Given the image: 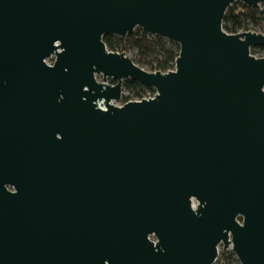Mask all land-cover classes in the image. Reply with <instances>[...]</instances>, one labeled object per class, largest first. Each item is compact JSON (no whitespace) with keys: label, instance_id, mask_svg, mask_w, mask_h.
I'll return each instance as SVG.
<instances>
[{"label":"water","instance_id":"95a60500","mask_svg":"<svg viewBox=\"0 0 264 264\" xmlns=\"http://www.w3.org/2000/svg\"><path fill=\"white\" fill-rule=\"evenodd\" d=\"M236 1L264 18V0H0V264H213L220 245L264 264V31L223 29ZM136 27L178 43L172 69L103 41ZM126 78L153 95L116 104Z\"/></svg>","mask_w":264,"mask_h":264},{"label":"trees","instance_id":"16d2710c","mask_svg":"<svg viewBox=\"0 0 264 264\" xmlns=\"http://www.w3.org/2000/svg\"><path fill=\"white\" fill-rule=\"evenodd\" d=\"M222 27L229 33H235L241 30L264 31V18L259 10L252 6L243 4L239 1L232 3L226 10ZM103 41L107 47L116 51H131V59L138 65H147L152 71H167L174 67V61L178 55L179 45L177 42L155 35L136 27L132 32L125 36L114 34H105ZM264 49V46H256ZM253 52V51H252ZM123 101L142 98L148 93H154V89L144 86L136 80L126 78L123 80ZM223 251L221 258L225 264L226 259L233 256L232 252ZM235 261L236 258H234Z\"/></svg>","mask_w":264,"mask_h":264},{"label":"rangeland","instance_id":"374dc122","mask_svg":"<svg viewBox=\"0 0 264 264\" xmlns=\"http://www.w3.org/2000/svg\"><path fill=\"white\" fill-rule=\"evenodd\" d=\"M253 48H254V47H251V48H250V52H251L253 55H255V56H257V57H258V56H263V55H264V49L258 48V49H256V50H253ZM252 51H253V52H252ZM126 54H127V55H132L131 51H127ZM53 59H54V56H51V57H49L48 59H46V62L49 63V64H51V63L53 62ZM141 67H143L144 69H146V70H148V71H152V69H151L149 66L145 65V64L141 65ZM97 79H98V80H101V76L98 75V76H97ZM107 82L112 83V81H111L110 78L107 79ZM124 93H126V91H124ZM147 95L152 96L153 93H148ZM123 102H124V101H123V93H122V97H121V99H120L119 101L115 102V103H116V104H122ZM223 251H225V250H223L222 245H220L219 248H218V256H217V259L215 260V262H214L213 264H220V262L223 261V259L221 258V254H222ZM226 251H227V252H232V251H230L229 249H226ZM227 252H226V253H227ZM232 253H233V252H232ZM233 256H234V257H232V256L230 257V256H229V257L226 259L225 264H240L234 253H233ZM234 258H236L237 261H235Z\"/></svg>","mask_w":264,"mask_h":264},{"label":"built area","instance_id":"2783aa9c","mask_svg":"<svg viewBox=\"0 0 264 264\" xmlns=\"http://www.w3.org/2000/svg\"><path fill=\"white\" fill-rule=\"evenodd\" d=\"M122 93H124V90H123V92ZM143 97H150V95H145V96H143ZM133 99H138V98H133Z\"/></svg>","mask_w":264,"mask_h":264}]
</instances>
